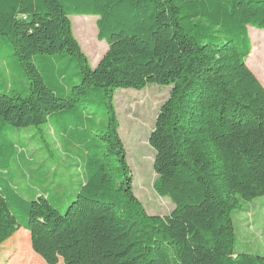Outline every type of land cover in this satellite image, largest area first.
<instances>
[{"label":"trees","instance_id":"obj_1","mask_svg":"<svg viewBox=\"0 0 264 264\" xmlns=\"http://www.w3.org/2000/svg\"><path fill=\"white\" fill-rule=\"evenodd\" d=\"M70 16L98 18L107 51L95 68ZM249 27L264 31V0H0V41L29 81L0 94V245L23 230L45 264H264L235 249L231 217L264 196V87L246 64L259 50ZM75 62L78 83L67 75ZM148 85L171 88L149 140L156 193L174 206L164 217L133 194L113 106L117 90ZM53 117L81 171L63 211L1 176L23 154L8 129Z\"/></svg>","mask_w":264,"mask_h":264},{"label":"rangeland","instance_id":"obj_2","mask_svg":"<svg viewBox=\"0 0 264 264\" xmlns=\"http://www.w3.org/2000/svg\"><path fill=\"white\" fill-rule=\"evenodd\" d=\"M69 19L81 51L90 67L95 68L107 51L106 43L100 42L97 37L98 18L70 16ZM248 31L252 46L259 47V50L253 58H250L251 52L246 64L264 87V31L252 27ZM8 44L0 41V94L13 96L23 94L29 81ZM76 64L67 73L74 83L80 79ZM59 65L64 67L65 61H60ZM170 91V87L148 85L140 91L117 90L113 98L118 133L126 151L132 178L133 194L148 215L161 217L168 216L174 206L169 198H161L156 193L155 152L148 139ZM59 129L60 125L54 117L39 128H9L7 138L17 149H23V154L11 157L6 174L1 176L26 199L32 200L39 194H48L53 207L63 211L77 192L81 171L77 168L78 151L73 146L65 145L68 143L60 138ZM231 217L237 229L235 249L239 250V227L244 225L242 240L252 242L251 246L257 251L254 253L264 257V196L250 204H243L236 213L232 212ZM239 251L246 253L245 250ZM251 252L253 250L247 253ZM0 264L45 263L32 252L29 234L19 230L0 245Z\"/></svg>","mask_w":264,"mask_h":264},{"label":"crops","instance_id":"obj_3","mask_svg":"<svg viewBox=\"0 0 264 264\" xmlns=\"http://www.w3.org/2000/svg\"><path fill=\"white\" fill-rule=\"evenodd\" d=\"M238 211V210H237ZM236 211V212H237ZM243 211V210H242ZM246 211V210H245ZM244 211V212H245ZM235 212V213H236ZM238 220H241L239 217H238ZM242 228H244V225H242L241 227H239V235L241 236V238L238 236V238H239V241H238V245H239V250H245L246 251V253L248 252V250H253V252H251L250 254H253V255H257L256 253H254V252H257L256 250H255V248L253 247V246H251V245H253V243L252 242H247L246 240H242V237H243V233H242ZM234 230H237L236 229V226H235V228H234ZM235 236H236V233H235ZM256 247H258V246H256ZM250 252V251H249Z\"/></svg>","mask_w":264,"mask_h":264},{"label":"water","instance_id":"obj_4","mask_svg":"<svg viewBox=\"0 0 264 264\" xmlns=\"http://www.w3.org/2000/svg\"><path fill=\"white\" fill-rule=\"evenodd\" d=\"M156 119H157V117H156ZM152 133V132H151ZM151 135V134H150ZM150 140V136H149V139H148V141Z\"/></svg>","mask_w":264,"mask_h":264}]
</instances>
